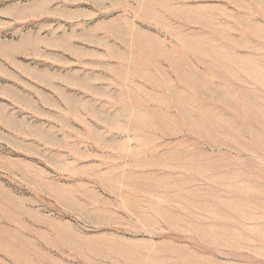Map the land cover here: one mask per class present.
<instances>
[{"label":"rangeland","instance_id":"rangeland-1","mask_svg":"<svg viewBox=\"0 0 264 264\" xmlns=\"http://www.w3.org/2000/svg\"><path fill=\"white\" fill-rule=\"evenodd\" d=\"M0 264H264V0H0Z\"/></svg>","mask_w":264,"mask_h":264}]
</instances>
